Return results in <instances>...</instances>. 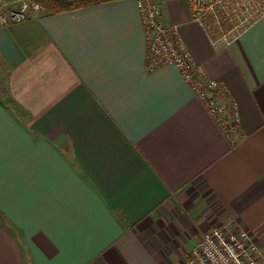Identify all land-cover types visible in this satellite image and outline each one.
<instances>
[{
	"label": "crops",
	"instance_id": "crops-1",
	"mask_svg": "<svg viewBox=\"0 0 264 264\" xmlns=\"http://www.w3.org/2000/svg\"><path fill=\"white\" fill-rule=\"evenodd\" d=\"M161 5L238 140L178 67L148 68L137 0L0 26V264H186L225 223L264 251V12L215 43L190 0Z\"/></svg>",
	"mask_w": 264,
	"mask_h": 264
},
{
	"label": "built area",
	"instance_id": "built-area-1",
	"mask_svg": "<svg viewBox=\"0 0 264 264\" xmlns=\"http://www.w3.org/2000/svg\"><path fill=\"white\" fill-rule=\"evenodd\" d=\"M5 0H0V6ZM192 18L218 34L214 42L229 41L226 35L241 17L242 6L259 5L264 0H190ZM147 39V65L154 69L162 65H174L207 105L227 137L237 141L240 117L238 106L232 98L220 102V83L205 79L204 71L197 65L184 47L177 27L163 22L161 0H137ZM42 10L35 1L21 0L18 6L0 9V26L12 25L27 20ZM186 264H264V251L247 230L230 223L207 229L201 241L190 253Z\"/></svg>",
	"mask_w": 264,
	"mask_h": 264
},
{
	"label": "rangeland",
	"instance_id": "rangeland-1",
	"mask_svg": "<svg viewBox=\"0 0 264 264\" xmlns=\"http://www.w3.org/2000/svg\"><path fill=\"white\" fill-rule=\"evenodd\" d=\"M20 1L21 0H5L2 6H0V9L18 6ZM263 12L264 3H261L259 5H253V7H250L249 5L242 6L241 17L236 21V23L231 27V29H229L226 37L228 39L233 38L244 28H246L249 24H251L256 18H258Z\"/></svg>",
	"mask_w": 264,
	"mask_h": 264
},
{
	"label": "trees",
	"instance_id": "trees-1",
	"mask_svg": "<svg viewBox=\"0 0 264 264\" xmlns=\"http://www.w3.org/2000/svg\"><path fill=\"white\" fill-rule=\"evenodd\" d=\"M38 2L48 12L56 13L68 9H74L82 6L101 3L108 0H31ZM214 34V33H213ZM216 38L220 37L218 34H214ZM215 38V39H216Z\"/></svg>",
	"mask_w": 264,
	"mask_h": 264
},
{
	"label": "water",
	"instance_id": "water-1",
	"mask_svg": "<svg viewBox=\"0 0 264 264\" xmlns=\"http://www.w3.org/2000/svg\"><path fill=\"white\" fill-rule=\"evenodd\" d=\"M161 8H162V6H161ZM163 19V18H162ZM163 22L165 23V21L163 20Z\"/></svg>",
	"mask_w": 264,
	"mask_h": 264
}]
</instances>
